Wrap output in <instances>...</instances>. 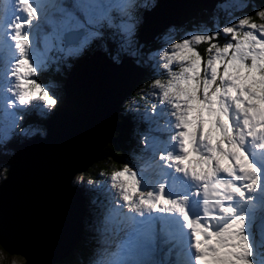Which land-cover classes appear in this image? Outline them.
Returning a JSON list of instances; mask_svg holds the SVG:
<instances>
[{
	"label": "snow or ice",
	"instance_id": "snow-or-ice-1",
	"mask_svg": "<svg viewBox=\"0 0 264 264\" xmlns=\"http://www.w3.org/2000/svg\"><path fill=\"white\" fill-rule=\"evenodd\" d=\"M46 6L4 0L0 7V150L14 137L42 134L22 121L44 118L58 105L59 97L36 78L55 62L53 50L66 60L95 43L119 63L122 54L138 57L144 47L136 36L137 10L147 3L76 0L74 10L59 9V20L46 15ZM242 7L264 20V6ZM42 22L52 30L44 33ZM174 34L169 28L148 57L152 70L167 77L150 86L168 116L165 163L155 180L127 164L111 175L109 187L117 191L100 231L113 250L105 248L95 264H163L156 259L158 224L181 247V264H264V224L256 222L264 211V24L243 15L214 31L180 40ZM201 43L208 45L206 59L196 47Z\"/></svg>",
	"mask_w": 264,
	"mask_h": 264
},
{
	"label": "trees",
	"instance_id": "trees-1",
	"mask_svg": "<svg viewBox=\"0 0 264 264\" xmlns=\"http://www.w3.org/2000/svg\"><path fill=\"white\" fill-rule=\"evenodd\" d=\"M223 1H225V0H222L221 2H217L215 4V7L210 11H208V10L199 11L196 18L192 17L190 19L185 20L182 23H180V21L176 22V23H179V24L175 25L177 27L176 29H180L181 32L183 30H186L187 32L199 31V30L203 29L204 27H206L207 31L216 30L217 26L220 27L222 25V22L225 23L227 21L225 16L228 13H230V15H232V13H233L232 11H225V9L220 10L218 5L221 4ZM243 1L245 2V4H248V5L264 6V0H243ZM239 13H240V15H251V16H253V20L257 24L263 22L262 20L258 19L259 17L254 15V9L252 7L243 8ZM216 21H217V24H216ZM214 24H216V26H214ZM164 30H165V28L158 30L156 32V35L155 36L153 35L154 37H152L154 39L153 40L150 39V41H145L144 39H140L141 37L137 34V39H138L139 43L144 45V47L140 50V55L138 57H135V59L132 57L124 56L123 54L121 55L120 62L126 60L135 66L137 65L136 67H138V68L140 66H142L143 68L140 69V70H142V72L140 74L139 79H137L138 80L137 83L135 82L136 84L134 86H132L131 89H129L128 91L126 90L127 92L125 93L126 95L123 96V99L121 96L120 100L122 99V101H121L117 111L115 112L116 113L115 124H114L112 132L109 136V139L105 140L102 143V145L100 146V148L96 150V152H94V150L96 147H98L100 145L101 139L103 137L101 138L100 136H98V137L95 136L91 139V137L94 134L93 133L90 134L88 132V134H89L88 141L89 142H87V143L89 145L88 144L85 145L86 148H85V152H84V158L86 159L87 163L82 165L83 166L82 169L84 170V172L89 173V176L92 177V178L87 179V181L96 179L99 174H105V175L109 174L108 178H110L114 172L122 170L126 164L128 166L131 165L130 167H132L133 163L139 162V160H140L139 156L142 154V152L144 150V144L142 142V135L145 132V125H147L146 124L147 121L144 119H141V117L139 116V114L137 112L127 110L122 104H123V100L124 99L126 100L127 97L132 96L135 93V91L138 90L139 86L141 87L144 82L145 83L148 82V85H149L153 78L154 79L155 78H161V77H158V76H160V75H158V73H155L152 70L150 63L148 65H146L144 63H145V60L149 57V54L151 51H155L156 49L160 48L159 41H160L162 35L164 34L163 33ZM177 36H179V34H177ZM223 42H224V37H221L220 43L222 44ZM97 46H96L95 50H92L91 55H93L96 52H100L106 57V59L109 62H111L112 64L116 63L111 59V57L108 53H105L99 46L98 47ZM110 46H111V42H109V48H110ZM196 47L198 48L200 53L206 59L207 55H206L204 50L208 47L207 43H201L199 45H196ZM112 54H115V53L112 52ZM91 55H84L83 57H81L77 61V64L83 62L84 60H88V61L91 60L92 59ZM89 58H91V59H89ZM137 60H139L140 62L137 63ZM72 63H73V61H72ZM118 64H120V63H118ZM71 66L72 65H70V69L74 68V66H72V67ZM69 70L68 71L65 70L64 75H56V76H52V74L50 72L51 70H47L45 72H42L41 75L39 76V78H37V79H38V81L45 83V84L48 83L51 79H53L57 83H62V85H63L62 95L64 96L63 97V99H64L65 95H66L65 94L66 92L64 90V85H65L68 77H70ZM121 79L122 80L119 79V81H123L124 76ZM148 85H146V84L143 85L141 89H143V90L145 88L148 89L147 88ZM63 99L61 100V103H62ZM61 103L58 104V106L54 109L53 112H55L59 108ZM102 114H103V112H102ZM45 120H46L45 117L41 118V119H37L33 115L30 117H27L24 120V122H25L24 126L27 125L26 124L27 122L43 125V122ZM91 121L93 123V119ZM91 121L85 122L87 124V126H89L88 124H91ZM100 121L97 118L95 119V122H97V123H99ZM84 126H86V125H84ZM87 138H88V136H87ZM22 140L23 139L21 137H19L16 140L12 141V144L10 146L11 149L14 150L15 145L17 143L22 142ZM11 155L12 154H9V153L5 154V153L0 151V165H2V163H3L4 165L9 166V164L11 163V157H12ZM73 176L74 175L71 174L69 177V185L70 186H72L71 182L73 180L72 179ZM64 180H65L64 182L67 184V176H65ZM80 185H81V188L78 187V189L80 192V196L83 199L80 202V207L82 208V211L80 212L79 223L81 224V227H80L79 232H77L75 241L71 245L69 251L65 255H63L61 258L56 260V262H55L56 264H89L92 261V259H94V258L97 259V257H98V255H96L97 248L99 245L98 231H95V229H94V226L98 224V222H97L98 217H97V215L93 216V212H97L99 210L100 203L103 204V198H102V194L89 193V191L93 190V189H87L86 184L82 183ZM73 188H75V187H73ZM99 190H100V187L97 188V191H99ZM53 194H54V196H53ZM87 195H89V196H87ZM50 197H51L50 199H51L52 205L47 207V209L44 210L45 211V217L44 218L42 217V220H40L39 227L38 228L33 227L34 222L31 221L32 223H31V225H29V227H30L29 231L27 232V230H26L27 233H26L25 237H27L26 238L27 240H33L31 237L35 236V240L29 241L30 242L29 249L32 251L34 247L36 248L34 252H38L40 249L38 246L39 244L37 242L39 239L43 241L44 246H45V243H47V242L51 243L52 239L50 240V236L46 235V232L50 228H55L56 227L55 225H57V227H58L61 223L65 222L64 219L62 218L61 214L64 213L65 211H67V208H68V202L65 200L66 197L63 196L62 192H60V193L58 192V194H57V193H55V191L53 192L52 190L50 192ZM38 212H40V210L37 212H36V210H35V212L33 211L34 216L36 214L38 215ZM30 214H31V212H30ZM34 216H32V217H34ZM33 229L35 231V234L32 233ZM37 238H39V239H37ZM27 240H25V241H27ZM32 245H33V247L31 248ZM0 248H2V247L0 246ZM2 251H4L3 248H2ZM5 253L8 254L9 256H11L9 253H7V252H5ZM61 254H63V253H61ZM57 256H58V252L56 254L55 253L50 254V251H49V252H47L46 257H44V259L47 261H51L53 258H55ZM24 259H25V263H23V264H28L26 258H24ZM43 263H45V261L44 262L42 261L41 263L35 262L34 264H43ZM55 263L50 262L48 264H55Z\"/></svg>",
	"mask_w": 264,
	"mask_h": 264
},
{
	"label": "rangeland",
	"instance_id": "rangeland-1",
	"mask_svg": "<svg viewBox=\"0 0 264 264\" xmlns=\"http://www.w3.org/2000/svg\"><path fill=\"white\" fill-rule=\"evenodd\" d=\"M175 1H177V3L175 2V4H178V1L179 0H175ZM221 1L222 0H219L218 2H221ZM55 2H56V0H54L53 2H51L50 0H46V4L48 5V6H46V9L48 7L49 8H53L56 5ZM209 2H210V4L212 3V1H209ZM136 3L137 4L147 3V4L151 5V7H149V8H139L137 10L138 11V14H139V17L141 19V22H140V24L137 27L136 36L138 34L141 37V39H144L145 41H150V39H152L153 35L158 30H160L161 28H163V29L165 28V30L163 32L164 34L167 33V30L169 28L174 29L175 30V34L173 35V39L174 40H180V39H182L184 37V35L186 33H192V32H187L186 30H183L181 32L180 29H176L177 27L175 25H177V23L173 24L174 22L167 21V22H163V23L161 22L162 24L159 25L157 28H151L150 30H148L149 32L144 33L142 35V33H141L142 31L141 30H143V19H142L143 18V15H144L143 14V11L146 10L145 12H149L152 15H154V14L156 15L159 11H157V13H156V12H153V10L156 9V7H157V0H136ZM235 5H240L241 7L240 8H236V7H234ZM243 5H245V2L243 0H225L221 4H219L218 6H219L220 10L225 9V11H232L233 12L232 15H230V13H228L225 16V18L227 19V21L225 23L222 22V25L220 27H223L225 24H227L229 22H234V19L236 17L243 16V15H240V13H239L243 9V7H242ZM3 6H4V0H0V7H3ZM159 9H161V8H159ZM67 10H69V11L74 10V5H70ZM54 13L55 12H53L52 15H50V13H47L46 15L51 18V17L54 16ZM61 15H62L61 12L58 11L57 14H56V16H55L56 20H59L61 18ZM160 16H161L160 14L157 15V17H160ZM189 18L190 17H184L183 16V18L181 17L179 19H171V20H177V21H180V23H182V22H184L185 20H187ZM258 19H260V18H258ZM262 21L263 22H261L259 24H264V20H262ZM216 24H217V21H216ZM216 24H214V26H216ZM42 26H43V24H42ZM51 30L52 29H51V26L49 24H46L45 25V28L42 29V31L44 33H48ZM199 31H207V29H206V27H204L203 29H201ZM194 32H196V31H194ZM177 34H179V36H177ZM221 37H223V36H221ZM162 43H163V41L160 39V41H159L160 47H161ZM96 46H97V44L94 43L92 46H90L88 49H86L79 56H77V57H69L66 60H61L60 57H61L62 54L59 51H57V50H53L50 53V55L53 57V59L55 60V62L51 64V66H50V68L48 70H51L50 72H51L52 76L64 75L65 70L68 71L70 69V65L75 66L77 64V61L81 57H83L84 55H91L92 50H95ZM110 51L115 53V51H114V45H112V44L110 46ZM123 55L124 56H127V57H132V58L135 59V56H129V55H125V54H123ZM91 57H92L91 60H89V61L88 60H84L83 62L80 63L82 65L81 68H80V66H81L80 64L77 66V70L75 72V76H74L75 79L74 80L76 82H79L80 85L82 84V79H83L82 77H84V75L82 74L81 71H82V69L84 67L85 68L88 67L87 65L89 64V62H92L93 64H97L99 62V64H103V65L107 66L108 68H109V66H112V64H109L108 63L109 61L100 52L94 53L93 55H91ZM72 61H73V63H72ZM124 61H126V60H124ZM153 62L154 61H150L149 58H147L145 60V63L144 64L148 65L149 63L152 64ZM125 63L126 64H123L121 68H118L117 66H114L115 68L113 69V73L116 72L118 74H121V75L123 74L124 75L123 81L122 82H118V84H117V86L120 85V87H122V89L116 95V98L114 97L115 100H116V103L121 98V96L127 92L126 90H129V89L132 88L133 84L137 81V79H139L140 74H141V70L138 67H136L135 65L131 64L128 61L125 62ZM120 64H121V62H120ZM178 69H179V62H177L173 66V69L172 70L178 71ZM41 73L36 78H39V76L41 75ZM162 76L163 75H160L158 77H161L160 79L163 82H166L167 77L166 76H163L162 77ZM155 79L153 78L151 80V82L149 84L150 86L152 85V82ZM74 80H73L72 83L69 84V86H75ZM40 83L41 84H45V83H42V82H40ZM46 84L52 89L53 93L59 97V103L58 104H60L61 103V100L64 97L62 95V93H63V85H62V83H57L56 81H54L53 79H51ZM145 84L148 85V82H146V83L144 82L142 84V86L145 85ZM149 85L147 87L148 89L145 88L144 90L141 89L142 86L141 87L139 86L138 90L135 91V93L132 96L127 97L126 100L125 99L123 100V104L122 105L127 110H131V111L137 112L139 114V116L141 117V119H144L146 121H149V119H152V121H149V124H153L155 122V120L157 119L158 120V124H156V125L157 126H160V127H162V126L165 127V125H163V121L167 117V114H166L165 111H162L161 110L162 107H163V97H162V95H154L153 93L154 92H157L158 93L159 90L158 89H152ZM81 89H83V88H81ZM93 99H95L94 96H93ZM87 100L89 101L90 100V97H87ZM115 105L116 104H114V107L113 108H115ZM154 105L156 106V114L155 115L152 114V110H153V106ZM54 109H53V111H54ZM53 111L50 112L45 117V119L50 118L51 115L54 113ZM114 114H115V111H114ZM24 123L25 122L22 121V123H21V126L22 127L24 126ZM26 124H33V125L39 127L42 130V134H39L38 133L36 135L45 136L47 134L46 128L44 127V125L35 124V123H31V122H27ZM88 125H90V124H88ZM112 129H113V123H112V119H110L109 124L106 126V134L107 135L106 136L104 135V137L101 139L100 145L95 148L94 152H96V150L100 148V146L102 145V143L105 140H108L109 139V136H110V134L112 132ZM154 130L156 131L155 128H154ZM81 131H83V129H81ZM36 135H33V136H18V137H14L12 141H14L17 138L21 137L23 139L22 140V142H23V141H25L27 139H31V138L35 137ZM143 135H145V134H143ZM95 136L98 137L99 134L98 133L94 134L91 137V139L93 137H95ZM12 141H10L8 143V145L3 150H0V151L3 152V153H5V154H8V153L9 154H12L13 153V150L10 147L11 144H12ZM148 163L149 162L147 161L145 163H141L140 164V161H139L137 163H133V166L132 167H130L131 165H129V167L132 168V169H134V170H136L138 172V174L143 175L144 172H145L146 167H148ZM82 167L83 166L81 165V168L79 169L80 171H78L77 173H75V175L73 177V180L71 182L72 183V186L75 187V188H78V187L81 188V185L80 184H82V183L83 184H86L87 189H93V190H90L89 193L102 194V196L104 197L103 204L100 203L99 210L97 212H93V216L97 215V217H98V221H97L98 224L97 225L94 224L95 225L94 226V229H95V231H98V242H99V245H98L97 253H96V255H98L97 259L96 258L92 259V261L89 264H95V262L101 258V255H102V253H104L105 248H108V246L105 245L102 242L103 241V236L101 234L100 229H101L102 222L104 221L105 216L108 215V213L113 209V207L111 206V203L114 205V201H113V198H112V193L114 191H117V190H113V189H111L109 187L110 184H111V180H110V178H108V175L109 174H107V175H105V174H99L96 179L90 180L93 183L91 185H89L87 179L92 178V177L89 176V173L84 172V170L82 169ZM3 168H6L7 169L8 168V165H4L3 163H2V165H0V180L5 176V173H3V171H2ZM63 176H64V174L60 176L61 179H62V181H63V178H62ZM78 176L81 177V179H82V183H80V184L74 183L75 179ZM156 178H158V177L156 176L153 180H155ZM64 184H66V183L65 182L62 183V185H64ZM98 187H100V190L99 191H97V188ZM107 190H108V192H104V191H107ZM149 190H152V189L150 188ZM69 193H71V198H69V196L66 193H65L66 195H63V196L66 197L65 200L71 206L70 207V210H67V211L68 212H71L72 211V213L74 211L73 222L78 225L79 218H80V212L82 211V208L80 207V203H77L80 199L79 200L76 199V196H75V193L76 192L71 191ZM87 196H89V195H87ZM80 198H81V201H82L83 200L82 197H80ZM125 211L126 210L124 208L123 209H120V212H125ZM116 212L119 213V211H117V209H116ZM116 219L117 220L119 219V215L116 216ZM256 222H257V225L258 226L261 225V224H264V211H258L256 213ZM79 228H80V225H79ZM75 234H76V232L73 233V230H72V233H71L70 237L65 238V239H62V241L60 243H58V245L55 246V247H57V249L59 248L61 250V252L58 254V256L55 257V258H53L51 261H47V262H45L43 264H48L50 262L51 263L52 262L55 263L56 260H58L63 255H65L69 251L71 245L74 242ZM66 239H67V242L63 241V240H66ZM69 239H70V241H68ZM57 249H55L56 252H57ZM180 249H181V247H180ZM108 250L109 251H112L113 249L112 248H108ZM56 252H53V253L56 254ZM61 253H63V254H61ZM23 263H25V259L23 257H21L20 255L13 254V255L9 256L4 251H2V248H0V264H23Z\"/></svg>",
	"mask_w": 264,
	"mask_h": 264
},
{
	"label": "water",
	"instance_id": "water-1",
	"mask_svg": "<svg viewBox=\"0 0 264 264\" xmlns=\"http://www.w3.org/2000/svg\"><path fill=\"white\" fill-rule=\"evenodd\" d=\"M202 10L207 9L199 11ZM157 11L159 12L157 13ZM199 11L194 16L195 18ZM153 12H156L157 15L166 16L170 20L175 19L177 14L174 4L170 0H157V7ZM79 64L70 69L69 73L71 74L72 70L77 68ZM115 65L119 64L115 63ZM68 81L69 77L64 85L66 95L61 105L50 118L43 122L47 134L45 136L36 135L31 139L17 143L11 155V163L7 172L0 181V246L10 255L16 254L26 258L24 241L27 237H25L24 231L34 219H38L35 218L33 211H35L36 206L41 208L39 206L46 203V196L51 192L50 182L59 186V188H55L57 191L65 192L71 198L70 191H63L65 186L54 175V170L60 169L64 162H68L66 168L70 173L67 178V186L71 187L69 185L70 175H75L80 171V166L78 164L74 166L70 161V158L75 156V152L67 153V147L71 143L68 129L75 125L67 124L70 116L75 115L74 110L70 109L71 95ZM74 144V148L79 146L77 143ZM62 149H65V152ZM56 190L55 192L58 194ZM27 263L29 264L28 261Z\"/></svg>",
	"mask_w": 264,
	"mask_h": 264
},
{
	"label": "bare ground",
	"instance_id": "bare-ground-1",
	"mask_svg": "<svg viewBox=\"0 0 264 264\" xmlns=\"http://www.w3.org/2000/svg\"><path fill=\"white\" fill-rule=\"evenodd\" d=\"M162 1H166V0H162ZM170 1L173 2L174 7L176 9L177 14H176L175 19H179L183 16L192 18L196 15L197 11H199L201 9H207V10L212 9L214 3L217 0H179L178 4H175V2H176L175 0H170ZM209 1H212V3L210 4ZM145 11L146 10L143 11L144 15H143L142 35L144 33L149 32L148 30H150L151 28H157L163 22L170 21V22H174L173 24L178 22L177 20H170L166 16L165 17L164 16L157 17V14L152 15L149 12H145ZM125 62H127V61H124V62L122 61L121 64H119V65H115V64H112L111 62H108L109 64H112V66H109V68L103 64H99V62L97 64H93L92 62H89V64L87 65L88 67H86V68L84 67L81 71L82 74L84 75V77H82V78L83 79L85 78L84 80L82 79L81 85L79 84V82H76L74 80L75 79L74 76H75V72H76L77 68L72 70V72L70 74L68 84L72 83L73 80L75 83V86H69L70 87L69 92L71 95L70 96V109L74 110L75 115L70 116L69 120L67 121V124H75V125H74V127H69V129H68L69 140L71 143H70L69 147H67V150H68L67 153L75 152V156L70 158V161L73 163L74 166H76V164L81 166V165L87 163L86 159L84 158V152H85V148H86L85 145H87L88 144L87 142H89L88 141V139H89L88 132L90 134L91 133H93V134L98 133L99 136L102 138V137H104V135L105 136L107 135L106 134V126L108 125L110 118L113 120L112 121L113 126L115 124L116 113L114 114V111L115 112L117 111V109H118V107H119V105L123 99V96H125L126 94H123L122 99L121 100L119 99L118 102L116 103V100H115L116 95L122 89V87H120V85L117 86V84H118V82H122V81H119V79L122 80L121 78L124 75L118 74L116 72L113 73V69L115 68L114 66L121 68L123 64H126ZM81 67H82V65L80 66V68ZM137 81H136V83H137ZM136 83H134L133 86ZM81 88H83V89H81ZM93 96L95 97V99H93ZM87 97H90L89 101L87 100ZM114 104H116L115 108H113ZM102 112H103V114H102ZM96 118L99 119V121L100 120L101 121L99 123L95 122ZM92 119H93V123L91 121ZM86 121L87 122L91 121V124L89 126H87V124L85 123ZM84 125H86V126H84ZM81 129H83V131H81ZM87 136H88V138H87ZM74 143H78L79 146L74 148V145H75ZM62 151L65 152V149H62ZM62 165L63 166L60 169L54 170V175L56 176L57 180H59L61 182L62 179L60 178V176L64 174V176L62 177L63 178L62 183H64V181H65L64 178H65V176H67V178H68L70 171L66 168L68 166V162H64ZM73 177H72V179H73ZM48 184H49V182H48ZM49 185L51 186V190L53 192L56 190V189L54 190V188H59V186H56V184L54 182H50ZM64 186L66 187V188L64 187L65 191L76 192L75 193L76 199H78V200L80 199L77 203H80L81 202V198H80L81 196H80L79 189L73 188L72 186L68 187L67 184H64ZM58 192L60 193L62 191H58ZM62 193H63V195H66L64 192H62ZM53 196H54V194H53ZM50 198H51L50 194L48 193L46 196V203L44 204V207L41 206V208L39 209L36 206V208H37V209L35 208L36 212L39 210H40V212H38V215L37 214L35 215V217L38 219H35L33 221L34 222L33 227L38 228L40 225L39 224L40 220H42V217L43 218L45 217V211H42L43 210L42 208L47 209V207L52 205ZM70 207L71 206L68 204L67 210H70ZM61 215H62V218L64 219L65 222L61 223L58 227H57V225H55L56 226L55 228H50L46 232V235L50 236V240L52 239L51 243L47 242V243H45V246H44L43 241L40 240L39 238H37L39 240L38 241L36 240V241L38 242V244H39L38 246L40 248L38 252H34L36 249L35 247L33 248L32 251L29 249V246H30L29 241L35 240V236L31 237L33 240L25 239L27 241L24 242V244H25L24 253L27 255L26 259L29 262V264H34L35 262L41 263L42 261L47 262V260L44 259V257H46L47 252L50 251V254L53 252H56L55 249H57V247H55V246L58 245V243H60L62 241V239L70 237L72 230H73V233L79 232V230H80L79 225L81 227V224L78 223V225H77L73 222L74 211H73V213H72V211L71 212L65 211ZM29 229H30L29 226L26 227V229L24 231L25 235L29 231ZM26 230H27V232H26ZM32 233L35 234L34 229H33ZM63 241L67 242V239L63 240ZM68 241H70V239ZM32 247H33V245L31 246V248ZM59 250L60 249L58 248L57 249L58 254H59V252H61V250L60 251Z\"/></svg>",
	"mask_w": 264,
	"mask_h": 264
}]
</instances>
